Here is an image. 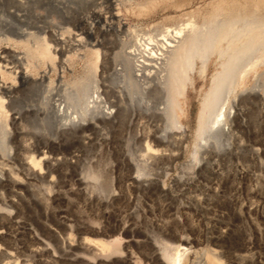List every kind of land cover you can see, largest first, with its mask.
<instances>
[{
	"label": "bare ground",
	"instance_id": "obj_1",
	"mask_svg": "<svg viewBox=\"0 0 264 264\" xmlns=\"http://www.w3.org/2000/svg\"><path fill=\"white\" fill-rule=\"evenodd\" d=\"M44 1L61 16L62 20L64 19L61 23L66 26L62 28V34L66 36L58 35L54 31L46 30L45 32L42 27L35 25L34 20L35 24L32 23L33 26L29 27L32 30L21 29L24 25L21 28L13 25L12 27H16L12 28L11 33L14 38L5 36L4 33L1 35L4 36V41L13 44L0 47V229L4 227V223L8 222L11 211L15 210L14 208L17 210V206L26 207L27 204L29 206V202L32 201L34 206L41 208V211L45 209L41 198H37L39 195L36 196L31 189L29 177L46 182L45 190L49 192L51 184L56 181L52 173H59V170L56 171L58 168L55 169V167L63 161V157H59L55 151L56 157L54 154L50 157V153L49 155L48 152L43 153L39 148L23 157L24 149L21 144L25 142V139H21L22 135H31L36 146L41 144L46 148H53L63 142V140L59 141L60 136L65 137L68 142L73 143L75 140L78 144L80 137L85 135V130L102 122H108L111 125L121 121L123 123L126 120L132 124L135 118L146 119L150 124H146V126L149 125L148 130L143 129V133L145 132L143 137L139 136L141 141L145 140L144 152L146 153L142 154L139 164V160L134 163L138 164L135 169L141 175H147L149 170L152 172L154 169L151 168H156L162 160L166 163L172 162L181 155L180 149H177L180 144L178 140H182L181 143H183L189 134L188 126L184 123L188 113V90L194 89L195 76L204 80L209 67L213 66L214 70L210 74L208 87L200 98L189 145L188 161L186 160L187 163H184L183 169L181 168L182 171L188 170V172L185 170L187 175L189 171L192 174L195 168L211 175L212 172L209 170L212 171L219 158L231 159L235 156L236 152L233 149L235 146L232 148L231 140L236 124L240 126L238 129L243 128L247 132L251 130L248 127L250 117L254 115L253 111L256 110L257 115L264 113V0H214L209 4V10L203 13L193 10L185 21L171 29L165 28L160 33L155 30L151 33L153 35L143 36V38L138 35V39L137 36L136 39L129 36L127 40H120L118 34L116 35L117 52L103 63L99 62L101 57L97 48L100 46L99 42L89 44L83 40L90 39L92 31L90 25L93 23L88 24L89 22L75 18L72 13L73 3L83 0ZM108 1L112 5H117L115 0ZM124 1L127 4V10L140 15L154 9L162 2L173 0ZM18 7L20 8L19 4ZM117 15L110 13L108 19L111 22L109 23L102 19L99 13L94 14L93 17L101 31L108 30L114 35L122 30L119 21H113L118 19ZM197 17L200 18L199 21ZM31 22L32 20L30 24ZM79 25L84 26L83 31H80L82 36L78 37V29L74 38L72 29ZM137 33L136 30L135 34ZM135 34L132 35L135 36ZM18 46L24 49V56L18 49L16 50ZM78 46L83 52L70 53ZM127 48L130 49L126 51ZM77 61L84 63L87 72L85 75L71 78L69 83H63L65 72L72 74ZM99 63H101V70L108 71L107 76L104 74L105 70L104 76L102 73L98 75ZM55 82L59 85L56 86ZM26 90L27 92L32 90L33 95L37 97V102L31 100L35 103L34 105H24L22 102L24 97L21 98L20 94ZM55 94L60 98L56 99ZM254 108L255 110L252 111ZM26 120L31 121L30 124L23 125ZM157 121L161 123L160 126L154 125ZM140 131L138 134H141ZM240 135L243 137V134ZM172 141H178V144L175 142V148L173 147L175 143ZM154 143L158 147L152 146ZM239 144L241 146V143ZM169 147L171 148L168 149ZM185 147H183L184 150ZM238 148L237 151L246 149L247 152L244 145ZM219 163L218 166H220ZM21 170L25 172V176L21 175ZM96 173L93 170L92 179L98 174ZM194 173L196 174L195 171ZM34 196L37 201L35 198L28 200L29 197ZM26 200L29 202H25ZM13 213L16 215V212ZM13 213H11L12 216H14ZM1 235L0 232V237ZM116 240L99 239L94 240L93 244L97 252L107 257L120 252V242H115ZM1 244L3 247L6 245ZM169 247H164L165 251L160 249L163 259L161 263L180 264L185 258L187 248L185 249V246L180 248V245L170 249ZM8 248L6 251L15 249L10 247L8 250ZM31 252L25 257L29 255L28 257L32 258ZM7 254L8 252L5 255ZM5 255H1L2 258L3 256L7 258ZM217 255L220 257L219 253ZM217 255L216 252L209 251L206 255L207 264H218L220 259ZM12 263L19 264L20 261Z\"/></svg>",
	"mask_w": 264,
	"mask_h": 264
},
{
	"label": "rangeland",
	"instance_id": "obj_2",
	"mask_svg": "<svg viewBox=\"0 0 264 264\" xmlns=\"http://www.w3.org/2000/svg\"><path fill=\"white\" fill-rule=\"evenodd\" d=\"M115 1L117 5H112L108 0H83L76 1L72 5L75 18L89 22L88 24L93 23L90 25L92 27L90 39H85L83 36V40L89 44L99 42L100 46L97 48L101 55L99 62L102 63L117 52L116 35L119 34L120 40H127L129 36L130 38L137 36L138 39V35L141 38L153 35L151 33L155 30L160 33L165 28L171 29L185 21L193 10L200 13L209 10V4L214 0L162 2L154 9L140 15L127 10L124 0ZM44 3L47 4L44 0H0V47L13 44L3 40L4 36H1L3 33L5 36L14 38L11 35L12 28H21L24 25L21 29L32 30L29 27L35 24L33 20L36 21L35 25L42 27L45 32L46 30L54 31L61 35L62 28L66 26L61 23L64 19L62 20L56 11ZM96 13H99L107 23L111 22L108 19L110 13L118 14V19L113 21H119L122 26L121 32L113 35L111 31H101L93 17ZM197 20L199 21L200 18L197 17ZM13 25L17 26L14 28ZM80 26L72 29L74 35L72 37L75 38L78 29V37L82 36L80 31H83L84 26ZM136 30L137 34H135ZM17 49L24 56V49L21 46ZM75 49H72L70 53L83 52L79 46ZM129 49L127 48L126 51ZM103 53L105 56L102 55ZM100 64L98 68L100 72L97 70L98 75L102 73L103 76L104 74L107 76L108 71L101 70ZM213 70L214 67L210 66L204 80L195 76L194 89L188 90V113L184 123L188 126L189 134L183 143L178 139L175 140L180 141V144L178 141H172L177 142L179 147L177 149H180L181 155L172 162L166 163L162 160L158 166L155 164L156 168H151L154 170L152 172L149 170L147 175H141L135 169L142 159V154L146 153L144 152L145 140L142 139V143L139 137H143L145 133L143 131H147L150 125L146 119L135 118L132 124L126 120L123 123L115 122L111 125L108 122H102L96 124L97 127L85 130L86 132H83L85 138L80 137L78 144L74 140L73 143L69 141L71 145L65 137L60 136L59 141L63 140V142L53 148H46L41 144L36 146L31 135H22L21 139H25V142L21 144L24 149L23 157L39 148L43 153L48 152V155L50 153V157L53 154L56 157L55 153H58V156L63 157L65 161L55 167V169L58 168L56 171L59 170V173H52L56 181L51 184L53 191L50 189V193L45 190L46 182L29 177L31 189L36 196L39 195L37 198H41L45 209L42 207L43 212L41 208L33 205L31 199H36L34 196L29 197L28 200L31 202L25 201L29 202V206L26 203V207L17 206V210L14 208L16 211H11V213L16 212V215L13 213L14 216H12L10 213L8 222L4 223V227L0 229L2 234L0 243L6 244L5 247L0 245V251L2 249H4L3 252L5 251V253L1 251L0 257L2 258L1 255L8 252L5 255L7 258L3 256V261L0 258V264H13L14 261H20L19 264L32 262L34 264H160L163 262L161 252L165 251L164 247L176 245L187 248L185 258L180 264H207L206 255L209 251L216 252V255L219 253L221 258L217 255L220 259L218 264H264V113L263 116L257 115L256 107L252 109L255 111L250 117L248 127L251 130L248 129L247 132L243 128L238 129L240 126L236 124L231 140L232 148L235 146L233 148L236 152L235 156L231 159L229 157L218 159L219 161L213 167L214 170L213 168L212 171L209 170L214 179H211L213 177L207 172L197 170L198 168L194 170L196 174L194 171L190 174L191 171H189L188 175L186 173L188 170H181L188 161L189 145L200 98L208 87ZM86 72L84 63L77 61L72 74L65 72L63 83H69L71 78L85 75ZM58 82H55L56 86L59 85ZM23 92L20 95L21 98L24 97L22 98L24 105H34L35 100L37 102V97L33 95L32 90L28 92L26 90L25 94ZM54 96L56 99L59 97L56 94ZM25 122L23 125H28L31 121ZM158 122L156 124L154 122V125L160 126L161 123ZM146 124L149 125L146 126ZM139 130L141 134H138ZM81 133H79L80 136H82ZM79 134H77L78 138ZM240 134H243V137ZM48 137L51 136L48 135ZM31 143L34 145H32L33 149L30 146ZM181 144L182 146H179ZM242 144L244 148L245 146L247 148V152L243 149L245 153L240 151L242 149L237 151L238 147H243ZM173 145L175 148L176 143ZM184 146H186L185 150ZM135 161H138L137 165ZM93 170L98 173L94 179L91 177ZM21 175L25 176L23 170ZM192 179L194 182L191 181ZM99 239L104 241L117 239L115 242H120V252L107 257L101 255L93 244L94 240ZM7 245L15 249L11 250ZM7 248L10 251H6ZM34 249L40 252H31ZM30 252L33 253L32 258L28 255L29 261H26L25 255Z\"/></svg>",
	"mask_w": 264,
	"mask_h": 264
}]
</instances>
